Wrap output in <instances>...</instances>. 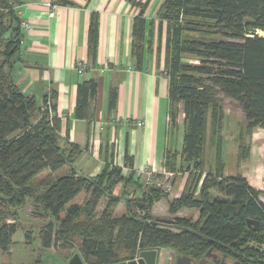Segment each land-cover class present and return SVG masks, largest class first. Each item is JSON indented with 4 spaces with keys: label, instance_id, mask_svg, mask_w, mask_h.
Segmentation results:
<instances>
[{
    "label": "trees",
    "instance_id": "1",
    "mask_svg": "<svg viewBox=\"0 0 264 264\" xmlns=\"http://www.w3.org/2000/svg\"><path fill=\"white\" fill-rule=\"evenodd\" d=\"M18 1L0 0L2 251H11L18 231L14 208H22L31 199L35 217L49 219L40 228L43 246L52 248L62 242L76 248L86 264L128 261L137 258L141 250L162 247L199 260L213 246L264 264L262 191L240 172L225 174L223 143L216 146L215 168L205 172L209 132L218 134L225 120L222 98L239 103L249 135L257 127L264 128V36L257 33L264 30V0H165L160 7L158 15L167 23L172 127L177 126L181 112L185 115L182 149H168L165 165L172 171L189 173L183 192L169 201V211L176 214L189 208L200 212L197 219L179 216L172 218L171 224L157 223L160 218L152 215L154 204L171 192L152 186L141 197L131 199L128 194L143 187L135 170L124 173L122 167L106 165L96 176L78 171L75 161L82 149L75 143L61 145L56 91L46 94L40 103L19 87L14 74L23 41ZM56 3L73 4L72 0ZM139 7L133 50L141 60L147 4ZM97 44L98 18L94 16L90 27L94 55ZM189 56L196 57L198 63L186 61ZM97 92L94 78L79 84L77 118L91 117V101ZM116 94L113 89L110 109L115 106ZM249 155V147L242 150L239 165ZM66 167L70 169L67 172ZM59 171L62 173L54 176ZM120 182L123 191L116 195L113 190ZM83 191L89 194L84 205L75 202ZM104 196L109 201L98 213ZM122 199L127 202V213L116 216L115 205ZM249 218L260 221L259 230L248 225ZM26 238L30 241V232Z\"/></svg>",
    "mask_w": 264,
    "mask_h": 264
},
{
    "label": "crops",
    "instance_id": "2",
    "mask_svg": "<svg viewBox=\"0 0 264 264\" xmlns=\"http://www.w3.org/2000/svg\"><path fill=\"white\" fill-rule=\"evenodd\" d=\"M48 1L19 0L17 3L21 20L30 26L22 27L21 53L14 67L17 84L25 93L36 96L40 103L46 94L56 91L62 124L61 145L75 143L82 149L75 161L78 171L96 176L106 165L119 166L124 173L135 170L144 186L147 175L140 171L146 167L159 173L167 169L166 152L170 148L182 149L185 132L184 114L179 116L176 127L171 124L167 23L158 15L165 0H72L73 4L57 5L54 9L47 5ZM140 3L147 4L146 40L141 60L133 50L134 23ZM94 16L98 18L95 55L90 48ZM78 60L87 64L84 75L76 70ZM88 78L97 80L98 92L91 101V117L80 119L75 116L78 86ZM113 89L117 92L116 103L110 109ZM139 121L143 124L138 125ZM69 170L66 167L65 171ZM182 173L186 175L184 179L173 181L175 196L171 192L163 199L170 201L183 192L189 173L178 174ZM119 191H123V182L113 190L114 194L121 195ZM142 193L143 188L136 189L133 197L130 193L128 197H141ZM163 199L154 204L153 216L191 217L186 212L195 210L198 216L193 213L192 217L199 218V210L184 208L171 214L169 207L166 215L156 216L155 208ZM32 239L28 241L25 233L26 253H30L27 248ZM14 250V244L10 252L0 247L3 254ZM177 254L182 253L177 251Z\"/></svg>",
    "mask_w": 264,
    "mask_h": 264
},
{
    "label": "rangeland",
    "instance_id": "3",
    "mask_svg": "<svg viewBox=\"0 0 264 264\" xmlns=\"http://www.w3.org/2000/svg\"><path fill=\"white\" fill-rule=\"evenodd\" d=\"M257 33L264 36V30H259ZM185 60L192 63H198V59L193 56L186 57ZM222 106L225 120L218 134H214L212 132L213 130H210L209 132L210 139L208 140L205 154V172L207 173V171H210L209 169L215 168L216 146L218 143H223L222 154L225 161V174L233 175L240 172L245 177L247 176L246 178L252 186L262 191L261 199L264 201V128L257 127L253 130L252 134L249 135L246 130V117L239 103L230 98H222ZM183 114L184 113L181 112L180 117H182ZM218 140H222V142ZM247 147L250 149L249 158L239 165V154ZM140 172H144V170L142 169ZM46 173L42 174L40 176L41 178H39L43 179V177H46ZM61 173L62 171L56 172L54 176ZM175 173L176 177L174 181H180L186 176L184 173L178 174V171ZM134 190H136V188H134L133 191ZM171 192L174 194L173 196L177 193L174 182ZM118 193L122 194V191H119ZM88 198L89 194L86 191H83L76 197L75 202L84 205ZM108 201L109 197L107 196L101 198L98 213H101V211L105 209ZM162 201V204L159 203L155 208V215L158 217H163L168 213L169 201L167 199H163ZM115 207L113 214L116 216H120L128 210L125 201H120ZM17 209L14 208L16 221L19 225L18 231L13 237L15 250L11 254H3L0 251V264H69L70 259L79 251L76 248L64 246L62 242H59L58 245H55L50 249L43 246L40 236V228L49 219L35 217L33 214V202L31 199L27 201L25 206ZM193 213L195 216H198V212L195 210L186 212V214L191 217L193 216ZM171 217L172 216L170 215V218ZM9 219L13 221L14 218L9 216ZM28 232H30L31 237H33L31 244H29V247L27 248L30 253H26V245L24 241L25 233ZM8 259L9 261L7 262ZM196 261H200V259Z\"/></svg>",
    "mask_w": 264,
    "mask_h": 264
},
{
    "label": "water",
    "instance_id": "4",
    "mask_svg": "<svg viewBox=\"0 0 264 264\" xmlns=\"http://www.w3.org/2000/svg\"><path fill=\"white\" fill-rule=\"evenodd\" d=\"M160 224H171L174 222L172 218H160L155 221ZM248 225L253 226L256 230L260 228V221L252 218L248 219ZM214 246L211 247L200 260L196 261L188 255L177 254L175 249L163 247L161 249H145L139 252L137 258L111 264H219L216 258V253L213 251ZM69 264H86L79 253H76L69 261ZM224 264V263H222Z\"/></svg>",
    "mask_w": 264,
    "mask_h": 264
},
{
    "label": "built area",
    "instance_id": "5",
    "mask_svg": "<svg viewBox=\"0 0 264 264\" xmlns=\"http://www.w3.org/2000/svg\"><path fill=\"white\" fill-rule=\"evenodd\" d=\"M47 5L51 9H54L59 4L56 3V0H49ZM21 25L24 28L30 27L29 23L24 20H22ZM76 70L80 75H84L87 71V64L82 60H78L76 63ZM137 124L142 125L143 121H139L137 122ZM143 170H144L143 173L147 175L146 182L143 186V191H147L149 187L156 186L163 188L165 191L171 192V188L173 187V181L176 175L175 172L165 169L159 173L156 170L148 167H146ZM133 195L134 192H130V197H133Z\"/></svg>",
    "mask_w": 264,
    "mask_h": 264
},
{
    "label": "flooded vegetation",
    "instance_id": "6",
    "mask_svg": "<svg viewBox=\"0 0 264 264\" xmlns=\"http://www.w3.org/2000/svg\"><path fill=\"white\" fill-rule=\"evenodd\" d=\"M216 254V258L219 260V264H254V260H247L246 257L241 254L235 252L223 251L218 248H214L213 250ZM208 264V263H204Z\"/></svg>",
    "mask_w": 264,
    "mask_h": 264
}]
</instances>
